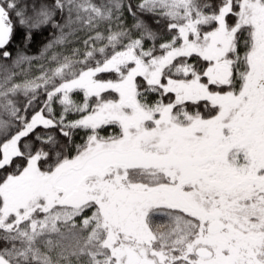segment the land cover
Here are the masks:
<instances>
[{
  "label": "snow or ice",
  "instance_id": "obj_1",
  "mask_svg": "<svg viewBox=\"0 0 264 264\" xmlns=\"http://www.w3.org/2000/svg\"><path fill=\"white\" fill-rule=\"evenodd\" d=\"M0 264H264V0H0Z\"/></svg>",
  "mask_w": 264,
  "mask_h": 264
}]
</instances>
